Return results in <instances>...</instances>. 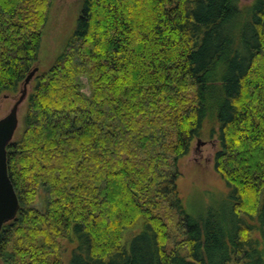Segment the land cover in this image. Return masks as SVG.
Returning <instances> with one entry per match:
<instances>
[{"label":"trees","instance_id":"trees-1","mask_svg":"<svg viewBox=\"0 0 264 264\" xmlns=\"http://www.w3.org/2000/svg\"><path fill=\"white\" fill-rule=\"evenodd\" d=\"M52 2L0 0V97L37 66ZM50 63L7 146L1 264H264V0H82ZM206 121L231 192L197 216L177 180Z\"/></svg>","mask_w":264,"mask_h":264},{"label":"rangeland","instance_id":"rangeland-1","mask_svg":"<svg viewBox=\"0 0 264 264\" xmlns=\"http://www.w3.org/2000/svg\"><path fill=\"white\" fill-rule=\"evenodd\" d=\"M243 4H250L253 0H241ZM82 0H53L50 8L49 21L43 36V42L39 52L37 66L42 70L49 68L50 62L63 48L67 39L76 25L81 14ZM23 88V87H22ZM31 85L28 86L30 90ZM22 90V89H21ZM21 90L16 94H4L0 97V118L8 114L15 101L21 95ZM26 101L20 106V125L15 135L17 136L25 113ZM213 123L206 121L202 135L194 140L188 155L179 161L180 176L177 187L183 204L188 212L194 215L205 214L215 204L224 199H230L231 188L225 180L216 172L214 167L215 152L219 148L217 135L212 136ZM264 205V194L261 207ZM249 222L254 225L252 235L261 241L264 246V222L258 220V216ZM142 228V222L131 229L137 233ZM65 242V241H64ZM74 243H65L66 253L63 255L65 262ZM1 264V257H0Z\"/></svg>","mask_w":264,"mask_h":264},{"label":"water","instance_id":"water-1","mask_svg":"<svg viewBox=\"0 0 264 264\" xmlns=\"http://www.w3.org/2000/svg\"><path fill=\"white\" fill-rule=\"evenodd\" d=\"M39 70L36 66L25 78L21 95L15 101L8 114L0 118V231L5 223L13 220L18 213L20 201L15 187L9 177L7 163V146L13 140L20 125V106L28 95V86Z\"/></svg>","mask_w":264,"mask_h":264},{"label":"bare ground","instance_id":"bare-ground-1","mask_svg":"<svg viewBox=\"0 0 264 264\" xmlns=\"http://www.w3.org/2000/svg\"><path fill=\"white\" fill-rule=\"evenodd\" d=\"M19 201H20V200H19ZM20 206H21V204H20ZM19 209H20V207H19ZM18 212H19V210H18ZM17 214H18V213H17ZM15 218H16V217H15ZM15 218H14V219H15ZM14 219H13V220H14ZM11 221H12V220H11Z\"/></svg>","mask_w":264,"mask_h":264}]
</instances>
